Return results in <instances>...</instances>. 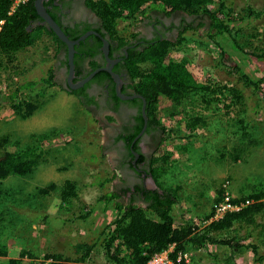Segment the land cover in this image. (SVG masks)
Here are the masks:
<instances>
[{
    "label": "rangeland",
    "instance_id": "1",
    "mask_svg": "<svg viewBox=\"0 0 264 264\" xmlns=\"http://www.w3.org/2000/svg\"><path fill=\"white\" fill-rule=\"evenodd\" d=\"M223 7V13L235 20L230 26L232 40L249 56L233 55L217 39H208L201 28L180 36L183 41L174 55L188 63L205 90L193 96L179 122H164L166 134L175 132L155 154V159L169 156L160 180L176 200L170 214L174 224L191 223L197 232L209 226L216 191L226 182L233 199L252 191L264 194V13L245 18L248 11H264V0H225ZM210 8L217 9L218 4ZM116 32L125 38L139 31L136 25L119 22ZM260 56L262 60L256 58ZM57 57L56 43L42 33L13 63L6 65L0 58V96L9 95L19 84L38 82L48 70L54 71ZM235 65L248 79L260 81L261 92L246 84ZM54 83L52 87L38 84L23 93L22 99L38 107L26 120L16 116L11 105L0 103V139L8 141L11 151L15 144L17 149L31 146L42 156L30 175L0 180V252L5 253L0 264H48L54 255L61 256L62 263L75 258L72 247L79 241L91 237L92 242L99 236L85 264H108L102 241L116 216L110 211L113 200L103 210L110 184L99 186L112 172L107 151L102 149L106 140L77 97L63 89L59 79ZM223 88L238 89L241 101L229 107L231 97ZM193 118H200L203 125L188 137ZM66 182L75 184L76 197L63 202ZM49 185L56 188L48 195L39 193ZM258 203L263 207L256 216L259 228L250 240L241 241L246 246L240 253L227 246L208 245L205 252L187 251L190 264H264V230L260 231L264 228V196ZM211 236L225 239L232 234Z\"/></svg>",
    "mask_w": 264,
    "mask_h": 264
},
{
    "label": "trees",
    "instance_id": "2",
    "mask_svg": "<svg viewBox=\"0 0 264 264\" xmlns=\"http://www.w3.org/2000/svg\"><path fill=\"white\" fill-rule=\"evenodd\" d=\"M33 2L34 0H29L28 3L19 6L13 14L8 15L12 4L11 0H0V58L6 65L13 63L17 54L32 47L44 31L50 37L52 36L55 43L63 45L51 31H47L41 26L31 27L37 17ZM224 2L225 0H99L92 8L102 20L105 29L109 32V37L115 40H118V36H120L116 32L119 22L134 24L151 10L164 12L168 15L182 12L189 16H202V20L197 23L195 28L190 26L186 31L201 28L206 32L204 35L208 39H217L221 48L228 47L236 56H249L240 50V47L232 40L230 26L235 20L230 17V13H223ZM214 3L218 4V8L213 10L210 6ZM248 12L249 14L245 18L249 19L259 18L264 13V11ZM221 15L224 17L221 18ZM190 25H193V22ZM136 35L132 34L131 37ZM180 36L182 33L175 40H158L145 44L141 49L131 50L125 61L133 87L147 103L146 113L150 123L159 126L163 132L162 141L172 140L170 136L175 132L171 130L166 134L164 122L178 121L183 109L192 102L193 96L205 90L197 84L188 63L183 59H176L174 55L183 41ZM256 58L262 60L261 56ZM92 66L94 67L95 64L92 63ZM235 67L237 72L245 78L246 84L253 85L255 92H261L260 81L248 79L238 65ZM38 84L40 87L54 86L53 70H48L39 78L38 82L32 81L17 85L9 95L0 96V103L11 105L16 116L26 120L34 114L38 107L22 99L23 93L33 91ZM223 90L227 91L231 97L229 107L241 101L238 89L223 88ZM199 125H203L200 118L191 119L188 125L190 129L188 137L193 136L192 132ZM15 145H12L14 151H11L8 141L0 139V180H5L12 175L28 176L42 160L37 147L17 149ZM168 159L169 156L160 157L154 159L150 164L154 181L163 191L162 195L157 192L153 193L152 202L146 209L135 206L125 208L121 203H117L110 210L116 218L108 225L106 237L102 241L108 264H147L153 256L168 250L171 246H175L172 258H175L179 252L191 250L205 252L208 245L227 246L231 251L240 253L246 246L242 245L241 241H248L255 236V229L259 228L256 216L263 208L258 203L264 196L261 190L247 192L236 199L230 197L233 205H244L246 202H250V204L239 212L227 213L221 220L210 223L202 231L197 232V227L191 223L175 225L170 214L176 200L169 191L163 189L160 180L167 171ZM107 183H109V179L104 180L99 186L104 188ZM55 188V185H49L41 189L39 193L48 195ZM75 197V184L66 182L61 192L62 201L67 202ZM223 197L224 190L221 188L216 191V199L211 212L223 200ZM114 198L115 196L112 194L105 195L103 210L106 211V205ZM263 230L264 228H261L260 231ZM241 231H245L243 237L239 235ZM230 233L232 236L225 239H215L211 236ZM99 238L101 237L93 238L92 242L91 237L79 241L72 247L74 249L72 254L75 258H66L60 263L61 256L54 255L51 257L52 262L48 264H85ZM253 248L255 249V247ZM4 256L5 253L1 251L0 257ZM10 264L17 263L10 261Z\"/></svg>",
    "mask_w": 264,
    "mask_h": 264
},
{
    "label": "flooded vegetation",
    "instance_id": "3",
    "mask_svg": "<svg viewBox=\"0 0 264 264\" xmlns=\"http://www.w3.org/2000/svg\"><path fill=\"white\" fill-rule=\"evenodd\" d=\"M35 1L37 17L31 27L41 26L52 32L37 13ZM98 1L42 0L45 13L74 43L72 72L67 46L62 42L63 45L56 43L58 57L54 79H59L66 91L77 93L74 95L85 112L94 118L103 132L106 143L102 149L107 151L106 156L112 164L108 179L109 193L115 196L112 199L114 204L146 209L152 202L153 193L163 194L154 181L150 164L161 147L164 135L159 126L150 123L147 103L133 87L125 61L131 50L141 49L147 43L175 40L190 26L195 28L202 16H189L182 12L168 15L151 10L133 24L139 31L135 37L120 35L115 40L109 37L102 20L92 8ZM44 34L48 35L45 31ZM108 69L111 72H107ZM82 82H85L83 86L74 88Z\"/></svg>",
    "mask_w": 264,
    "mask_h": 264
},
{
    "label": "built area",
    "instance_id": "4",
    "mask_svg": "<svg viewBox=\"0 0 264 264\" xmlns=\"http://www.w3.org/2000/svg\"><path fill=\"white\" fill-rule=\"evenodd\" d=\"M28 2L29 0H11L12 4L8 15L13 14L19 6L24 5ZM228 185L229 183L226 182L222 186V189L224 190L223 200L215 207L214 215L210 219L208 224L221 220L227 213L239 212L243 207L249 204L248 202H246L244 205H233L229 196ZM174 247L175 246H171L168 250L153 256L147 264H190V255L188 252H179L176 254L175 258H172Z\"/></svg>",
    "mask_w": 264,
    "mask_h": 264
},
{
    "label": "water",
    "instance_id": "5",
    "mask_svg": "<svg viewBox=\"0 0 264 264\" xmlns=\"http://www.w3.org/2000/svg\"><path fill=\"white\" fill-rule=\"evenodd\" d=\"M34 4H35V8H36L39 16L41 18H43L48 23L49 29L52 30V32L54 33V35L57 37V39L60 42L64 43L67 46V48H68V62H69L70 71L72 72V70H73V62L72 61H73V55H74V50H73L74 49L73 48L74 43L70 42L67 39V37L63 34V32L60 30V28L45 13V11L43 10V6H42V0H36ZM106 71L111 72L110 69H108ZM84 83L85 82L79 83V84L75 85L74 88L81 87V86H83Z\"/></svg>",
    "mask_w": 264,
    "mask_h": 264
},
{
    "label": "clouds",
    "instance_id": "6",
    "mask_svg": "<svg viewBox=\"0 0 264 264\" xmlns=\"http://www.w3.org/2000/svg\"><path fill=\"white\" fill-rule=\"evenodd\" d=\"M213 217V216H212ZM212 223V222H211Z\"/></svg>",
    "mask_w": 264,
    "mask_h": 264
}]
</instances>
